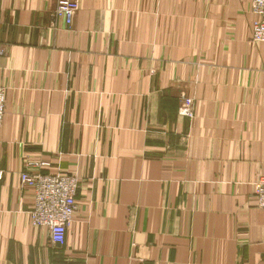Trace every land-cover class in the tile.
<instances>
[{"label": "crops", "instance_id": "1", "mask_svg": "<svg viewBox=\"0 0 264 264\" xmlns=\"http://www.w3.org/2000/svg\"><path fill=\"white\" fill-rule=\"evenodd\" d=\"M58 2L0 0V264H264L250 0H77L53 25ZM29 161L79 178L62 245L32 222Z\"/></svg>", "mask_w": 264, "mask_h": 264}, {"label": "built area", "instance_id": "2", "mask_svg": "<svg viewBox=\"0 0 264 264\" xmlns=\"http://www.w3.org/2000/svg\"><path fill=\"white\" fill-rule=\"evenodd\" d=\"M78 8L77 0H59L52 14V24L54 25L56 20L63 19L66 24L71 25ZM250 9L255 15L252 40L264 43V0H250ZM5 95V88L0 87V128L5 115ZM194 113V99L183 96L179 114L193 118ZM47 165L49 163L45 161L27 162L25 169L21 172V185L32 188L34 192L33 207L30 211L33 224L46 229L54 245H62L65 242L67 230L74 221L79 178L63 173L46 174L32 171ZM254 193L259 207L264 208V177L255 184Z\"/></svg>", "mask_w": 264, "mask_h": 264}, {"label": "rangeland", "instance_id": "3", "mask_svg": "<svg viewBox=\"0 0 264 264\" xmlns=\"http://www.w3.org/2000/svg\"><path fill=\"white\" fill-rule=\"evenodd\" d=\"M264 177V176H263ZM262 178V177H261ZM261 178H259V180L261 179ZM259 180H257L256 182H255V184L259 181ZM255 184H254V187H255ZM255 194V193H254Z\"/></svg>", "mask_w": 264, "mask_h": 264}]
</instances>
